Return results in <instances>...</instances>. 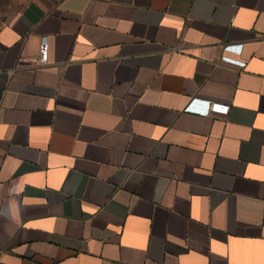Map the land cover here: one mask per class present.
<instances>
[{
	"label": "crops",
	"instance_id": "obj_1",
	"mask_svg": "<svg viewBox=\"0 0 264 264\" xmlns=\"http://www.w3.org/2000/svg\"><path fill=\"white\" fill-rule=\"evenodd\" d=\"M0 264H264V0H30L0 26Z\"/></svg>",
	"mask_w": 264,
	"mask_h": 264
},
{
	"label": "built area",
	"instance_id": "obj_2",
	"mask_svg": "<svg viewBox=\"0 0 264 264\" xmlns=\"http://www.w3.org/2000/svg\"><path fill=\"white\" fill-rule=\"evenodd\" d=\"M225 51H240L241 46L239 45H226L224 47ZM35 65L38 67H45L48 65V45L46 38H42L38 56L35 61ZM201 105L200 109H197L195 106ZM185 112L207 116L209 114H221L226 115L229 111V105L221 103H212L210 101L201 100V99H192L184 109Z\"/></svg>",
	"mask_w": 264,
	"mask_h": 264
},
{
	"label": "rangeland",
	"instance_id": "obj_3",
	"mask_svg": "<svg viewBox=\"0 0 264 264\" xmlns=\"http://www.w3.org/2000/svg\"><path fill=\"white\" fill-rule=\"evenodd\" d=\"M30 0H0V26L10 23Z\"/></svg>",
	"mask_w": 264,
	"mask_h": 264
}]
</instances>
